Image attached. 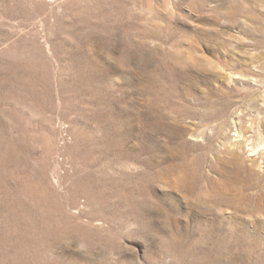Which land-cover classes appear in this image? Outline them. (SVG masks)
Returning a JSON list of instances; mask_svg holds the SVG:
<instances>
[{
	"label": "rangeland",
	"instance_id": "374dc122",
	"mask_svg": "<svg viewBox=\"0 0 264 264\" xmlns=\"http://www.w3.org/2000/svg\"><path fill=\"white\" fill-rule=\"evenodd\" d=\"M0 264H264V0H0Z\"/></svg>",
	"mask_w": 264,
	"mask_h": 264
},
{
	"label": "bare ground",
	"instance_id": "6f19581e",
	"mask_svg": "<svg viewBox=\"0 0 264 264\" xmlns=\"http://www.w3.org/2000/svg\"><path fill=\"white\" fill-rule=\"evenodd\" d=\"M240 167H241V166H239V167H238V170H237L238 172H240V170H241V168H240ZM238 177H239V176H238ZM241 181H242V180H241Z\"/></svg>",
	"mask_w": 264,
	"mask_h": 264
}]
</instances>
